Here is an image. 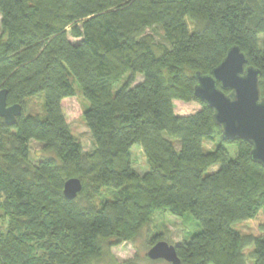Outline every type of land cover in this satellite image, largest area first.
<instances>
[{
    "label": "trees",
    "instance_id": "16d2710c",
    "mask_svg": "<svg viewBox=\"0 0 264 264\" xmlns=\"http://www.w3.org/2000/svg\"><path fill=\"white\" fill-rule=\"evenodd\" d=\"M0 15V90L23 107L14 126L0 116V264H97L108 241L133 240L155 210L191 213L202 226L177 245L181 264H246L250 246L253 264H264V167L249 142L223 139L194 93L195 72L210 73L238 45L261 70L264 96V0H0ZM154 26L169 46L156 45ZM74 81L90 102L81 109L90 152L64 112ZM41 94L45 115L27 113ZM175 100L201 108L178 115ZM31 140L56 158L34 163ZM136 144L150 166L143 175ZM71 177L83 190L68 200ZM241 221L250 234L233 227Z\"/></svg>",
    "mask_w": 264,
    "mask_h": 264
},
{
    "label": "water",
    "instance_id": "95a60500",
    "mask_svg": "<svg viewBox=\"0 0 264 264\" xmlns=\"http://www.w3.org/2000/svg\"><path fill=\"white\" fill-rule=\"evenodd\" d=\"M261 70L248 64L247 55L238 45L229 48L224 59L210 73L195 72V96L213 109V118L221 128L224 140H245L252 146L251 159L264 167V96L260 88ZM8 89L0 90V116L8 126H14L22 114L20 103L8 105ZM83 190L78 177L64 183L63 194L73 200ZM147 256L181 264L177 245L160 240Z\"/></svg>",
    "mask_w": 264,
    "mask_h": 264
},
{
    "label": "rangeland",
    "instance_id": "374dc122",
    "mask_svg": "<svg viewBox=\"0 0 264 264\" xmlns=\"http://www.w3.org/2000/svg\"><path fill=\"white\" fill-rule=\"evenodd\" d=\"M148 33L153 36L156 45L169 46V43L166 41L164 32L160 26H154L152 29H149ZM2 36L3 29L0 15V37ZM70 38L72 41L78 42V39H74L72 37ZM157 50L160 52L159 49ZM142 80L143 75L139 74L134 85ZM123 84L124 80L115 86L114 91H118ZM74 87L76 89V96L75 98L69 99L65 102L64 112L73 135L82 143L84 151L90 152L95 146L94 137L87 126L84 117L81 115V109L84 111L87 110L90 107V102L84 96L78 81H74ZM44 101V94L29 98L26 112L29 114L44 116ZM175 104V112L178 115L192 114L201 108V104L195 101L184 102L176 100ZM173 142L175 143L177 150H179V141L173 140ZM30 145L31 160L34 163H38V161L42 158H56V154L54 152L44 151V144L42 142L31 140ZM204 145L205 150L214 149L215 141H205ZM225 145L229 150L231 158L235 159L238 153L236 146L229 143H225ZM131 156L133 167L140 174L143 175L150 170L146 155L140 145L136 144L132 147ZM218 168L219 165L212 166L207 173H212ZM1 222L3 221L0 220V223ZM233 227L242 234H250L249 225L246 221L237 222L233 225ZM201 229L202 226L191 213H186L184 217H177L169 212L155 210L150 221L141 228L133 240L124 241L119 244H116L115 239L108 241V247L105 250V254L101 260L97 262V264H124L129 260L134 261L136 264H171L165 260H151L148 258L147 252L151 248V245L149 244L150 238L154 234H160L163 240H167L175 245H180L184 240L189 239L191 235L197 233ZM253 251V246L245 248L244 252L247 257L246 264H253L251 256Z\"/></svg>",
    "mask_w": 264,
    "mask_h": 264
},
{
    "label": "crops",
    "instance_id": "0c3cea01",
    "mask_svg": "<svg viewBox=\"0 0 264 264\" xmlns=\"http://www.w3.org/2000/svg\"><path fill=\"white\" fill-rule=\"evenodd\" d=\"M176 101V100H175ZM175 103V102H174ZM176 105V104H175Z\"/></svg>",
    "mask_w": 264,
    "mask_h": 264
}]
</instances>
